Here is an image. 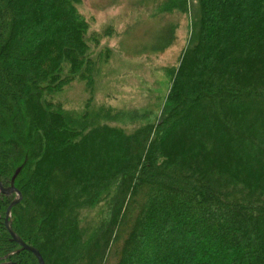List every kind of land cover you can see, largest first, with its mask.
<instances>
[{
  "label": "trees",
  "instance_id": "obj_1",
  "mask_svg": "<svg viewBox=\"0 0 264 264\" xmlns=\"http://www.w3.org/2000/svg\"><path fill=\"white\" fill-rule=\"evenodd\" d=\"M78 2L0 0L13 232L44 264H264V0H136L187 14L189 36L160 115L131 134L107 125L119 112L105 104L58 98L94 89ZM152 21L159 54L176 24ZM12 201L0 195V264H38L5 228Z\"/></svg>",
  "mask_w": 264,
  "mask_h": 264
},
{
  "label": "rangeland",
  "instance_id": "obj_2",
  "mask_svg": "<svg viewBox=\"0 0 264 264\" xmlns=\"http://www.w3.org/2000/svg\"><path fill=\"white\" fill-rule=\"evenodd\" d=\"M78 1L75 8L85 20L88 46L87 52L79 50L85 52L94 89L73 83L58 98L77 112L86 101L93 108L105 104L119 112L107 125L125 134L154 123L169 89L168 70L178 64L188 41V15L160 14L158 4L141 7L136 0ZM153 19L176 24L173 44L159 54L149 52L150 35L159 27L152 25Z\"/></svg>",
  "mask_w": 264,
  "mask_h": 264
},
{
  "label": "water",
  "instance_id": "obj_3",
  "mask_svg": "<svg viewBox=\"0 0 264 264\" xmlns=\"http://www.w3.org/2000/svg\"><path fill=\"white\" fill-rule=\"evenodd\" d=\"M20 169L21 168H18L14 172V174H13V176L11 178L9 187L4 188L2 186V184H1V182H0V193L6 194V195L13 194L15 196L13 201L10 203V205L8 206V208L6 210V213H5V224L4 225H5V228H6L7 232H8V234L11 237V241L12 242H15L17 245H19L21 247V250H26V251L31 252L36 257V259L38 261V264H44L43 259L41 258L39 253L35 249L25 245L19 239V237L13 232L12 227H11V219H10V217H11L12 208L21 202V194L14 186V180L18 176V174L20 172Z\"/></svg>",
  "mask_w": 264,
  "mask_h": 264
},
{
  "label": "flooded vegetation",
  "instance_id": "obj_4",
  "mask_svg": "<svg viewBox=\"0 0 264 264\" xmlns=\"http://www.w3.org/2000/svg\"><path fill=\"white\" fill-rule=\"evenodd\" d=\"M0 195H2V196H5L6 198H8L9 200L10 199H12V198H14V196H13V194H10V195H6V194H2V193H0ZM15 243V242H14ZM20 250H21V247H20ZM26 251V250H25ZM27 252H29V251H27ZM31 253V252H30ZM34 256V255H33ZM7 264V263H6Z\"/></svg>",
  "mask_w": 264,
  "mask_h": 264
}]
</instances>
